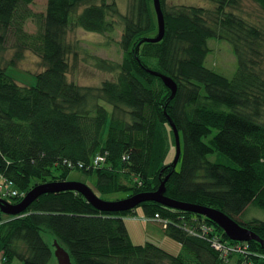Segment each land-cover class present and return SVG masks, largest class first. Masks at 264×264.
<instances>
[{"label":"trees","instance_id":"obj_1","mask_svg":"<svg viewBox=\"0 0 264 264\" xmlns=\"http://www.w3.org/2000/svg\"><path fill=\"white\" fill-rule=\"evenodd\" d=\"M159 1L164 34L147 42L157 34L152 0H127L124 13L113 0H46L42 12L30 8L34 0H0V53L10 34L15 49L9 60L0 55V176L17 193L0 198L18 203L35 185L68 181L72 170L94 174L92 191L105 200L154 191L167 177L169 198L218 209L264 238V219L246 215L264 210V0H250L260 13L253 18L241 0H211L212 9ZM28 20L33 32L24 28ZM116 21L121 60L92 56L111 77L99 86L68 80L77 57L68 32L111 33ZM210 38L231 44L237 60L231 78L204 65ZM23 51L44 65L33 85L5 71ZM149 70L175 82L171 98ZM101 102L111 106L110 116ZM167 116L180 138L175 167L166 162L175 148ZM137 206L145 218L166 221L164 232L182 253L133 244L123 219L133 208L101 211L67 189L41 194L17 215L0 211V264H48L54 242L72 264H264V245L230 240L204 215L155 201ZM213 239L246 244L249 252L223 256Z\"/></svg>","mask_w":264,"mask_h":264},{"label":"rangeland","instance_id":"obj_2","mask_svg":"<svg viewBox=\"0 0 264 264\" xmlns=\"http://www.w3.org/2000/svg\"><path fill=\"white\" fill-rule=\"evenodd\" d=\"M98 2L99 0H94ZM110 2L111 0H107ZM116 2L120 12L124 13L127 8V0H113ZM242 11L249 14L252 18L255 13H259L256 5L250 0H241ZM195 5L204 8L212 9L214 4L211 0H168L169 5L175 4ZM46 0H34L30 8L36 12H42L45 9ZM260 14V13H259ZM26 31L33 32L35 25L31 21H27L24 25ZM122 34V25L116 21V26L111 33H96L82 30L81 28H73L67 34V40L74 43L77 50L76 60H70L74 67L68 73V80L80 85H93L99 86L101 81L111 77L107 71L100 70L94 64L92 56L101 57L110 61L119 62L122 57V49L119 45V40ZM4 41V48L0 55L3 61L9 60L14 57L15 49L12 47L11 34L7 36ZM209 51L204 59V65L216 72L222 73L228 78H231L237 68L236 56L233 53L231 44L225 40L210 38L207 40ZM16 65L8 64L5 66L6 73L14 78L18 83L24 85H33L35 83V74L43 70L44 65L41 60L30 51H23L21 58L16 62ZM264 66V59H263ZM109 112L111 106L107 103L101 102ZM175 148L171 147L168 153L166 162L173 160ZM211 158V157H210ZM214 158V157H212ZM179 164H177V168ZM68 181H77L84 183L92 190L95 187V175L86 174L78 170L70 171ZM125 193L117 192L110 195H105L109 200L116 199L117 197H124ZM246 215L249 217H256L264 219V210L250 208ZM130 241L133 244H143L145 242H152L159 245L163 249L172 254L182 253L181 245L165 234L163 224L156 220H148L142 206H136L129 211L124 217ZM45 234V233H44ZM45 238L51 242L49 235L46 233ZM50 258L48 264H58V260L54 254ZM11 264H22L18 259H14Z\"/></svg>","mask_w":264,"mask_h":264},{"label":"water","instance_id":"obj_3","mask_svg":"<svg viewBox=\"0 0 264 264\" xmlns=\"http://www.w3.org/2000/svg\"><path fill=\"white\" fill-rule=\"evenodd\" d=\"M152 1H153V8L155 11L156 21H157V34L154 37H146L144 40L147 42H157L163 37L164 34V18L160 6V1L159 0H152ZM149 72L154 75H157L162 79L164 85L168 87L171 91V95L169 97L171 98L176 92L175 82L161 73L150 70ZM167 119L174 135L175 155L172 161V166L175 167L181 153L180 138L174 122L168 116ZM166 179L167 177L160 183L159 187L154 191L141 192L117 200L102 199L98 197L90 187H88L87 185L81 182H77V181L47 182L32 187L29 191H27V193L18 203L12 204L3 198H0V211L8 215H17L23 212L32 201H34L38 196H40L43 193L58 192L61 190L70 189L81 193L93 207L101 211H109V212L126 211L134 208L141 202L155 201L166 207L191 211L194 213L204 215L206 218L216 223L223 230L227 238L230 240H234V241L254 240L258 242L260 245L262 246L264 245V238H260L252 230L244 226H241L239 223H237L235 220L230 218L224 212L215 208L178 201L166 196L164 194L165 191L164 183ZM54 248H55L54 254L58 260V264H72L68 253L56 242H54Z\"/></svg>","mask_w":264,"mask_h":264},{"label":"built area","instance_id":"obj_4","mask_svg":"<svg viewBox=\"0 0 264 264\" xmlns=\"http://www.w3.org/2000/svg\"><path fill=\"white\" fill-rule=\"evenodd\" d=\"M11 184L12 183L10 181H6L5 179H3L0 176V194H1V196H11V195L13 196V195L17 194L15 190L10 189ZM147 219L159 221L161 224H163V227H165V225H166V221L161 220L157 214H155L154 217L147 218ZM211 244L216 250L221 251L223 256H226L227 252H235L236 251V252H240L241 254H245V255L249 252L247 250L246 244L242 245L240 243H235V244L227 243L225 245L223 243H220L216 239H213L211 241ZM250 264H252V263H250Z\"/></svg>","mask_w":264,"mask_h":264}]
</instances>
